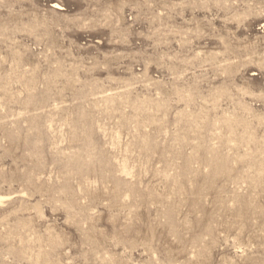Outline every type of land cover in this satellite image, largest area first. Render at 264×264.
Masks as SVG:
<instances>
[{"label": "rangeland", "instance_id": "obj_1", "mask_svg": "<svg viewBox=\"0 0 264 264\" xmlns=\"http://www.w3.org/2000/svg\"><path fill=\"white\" fill-rule=\"evenodd\" d=\"M0 264H264V0H0Z\"/></svg>", "mask_w": 264, "mask_h": 264}]
</instances>
